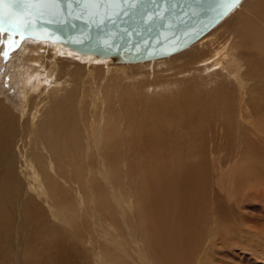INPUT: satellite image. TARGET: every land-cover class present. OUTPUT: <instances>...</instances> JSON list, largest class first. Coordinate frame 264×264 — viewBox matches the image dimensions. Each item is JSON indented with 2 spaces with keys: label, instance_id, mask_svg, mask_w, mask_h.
Masks as SVG:
<instances>
[{
  "label": "bare ground",
  "instance_id": "obj_1",
  "mask_svg": "<svg viewBox=\"0 0 264 264\" xmlns=\"http://www.w3.org/2000/svg\"><path fill=\"white\" fill-rule=\"evenodd\" d=\"M28 39L13 59L16 77H0V264H211L198 258L218 224L232 230L229 222L249 216L242 185L264 192V0H240L185 50L137 63L102 65L107 57ZM59 44L67 48L55 57ZM87 97L98 120L107 118L89 127L95 148L83 136L66 142L64 157L59 141L76 124L84 134L82 118L92 116ZM218 149V157L238 152L225 189L214 183L221 167L209 166Z\"/></svg>",
  "mask_w": 264,
  "mask_h": 264
},
{
  "label": "water",
  "instance_id": "obj_2",
  "mask_svg": "<svg viewBox=\"0 0 264 264\" xmlns=\"http://www.w3.org/2000/svg\"><path fill=\"white\" fill-rule=\"evenodd\" d=\"M240 0H0V32L137 63L172 55Z\"/></svg>",
  "mask_w": 264,
  "mask_h": 264
},
{
  "label": "rangeland",
  "instance_id": "obj_3",
  "mask_svg": "<svg viewBox=\"0 0 264 264\" xmlns=\"http://www.w3.org/2000/svg\"><path fill=\"white\" fill-rule=\"evenodd\" d=\"M28 40L32 41V39H28ZM24 41H25V39L21 40V39H18L16 37L10 36V35H8L6 33L0 32V77L6 76L7 74L10 76V78H9L10 80H12V78L16 77L13 74L14 73L13 64L15 62H17V61L13 62V59L17 58V57L20 59V56L18 55L20 50H22L23 48L27 49L28 45L25 46ZM65 48H67V47L62 46V45L59 44L58 51L56 53H54V56L55 57H59L60 56L59 54L63 53L65 51ZM229 57H230V55L228 56V59H229ZM88 58L91 59V63H94V62L97 61V59L95 57H93V56L92 57H88ZM70 61H71V64H74V65L77 64L76 61H74V59H71ZM106 62L109 65L116 64V63L112 62L109 58H106V60L103 61L102 65H104V63L107 64ZM135 66L136 67L134 68V70H137L138 68H140V65H135ZM14 68H16V67L14 66ZM59 69L61 70V73H62L61 76L63 78L65 77L64 74H68L69 73V71L66 69V65L65 64H60ZM163 70H165V68L160 69L158 71H163ZM25 72L27 73V71H25ZM26 73H25V76H27ZM183 74L189 75L191 77L193 72L190 73L187 70V71H184ZM179 75H181V74H179ZM128 79H130V78H128ZM196 80H198V79H193L191 81H187L188 82L187 85L194 86L195 83H196ZM202 80L204 81L205 79H202ZM113 81L114 82L117 81V75L115 73H114V76H113ZM20 82H21V80H19V82H18V84L20 85L19 86V92H20L19 94L21 95L22 94L21 93L22 92V88L25 87V86H23L22 83L20 84ZM97 83H92V84L97 85ZM91 85H90L91 91L92 90L96 91L97 88L93 89V87H96V86H94V85L91 86ZM212 86H214L213 81H212ZM50 87H52V85ZM50 87H45V88H50ZM97 87H99V86H97ZM214 87H221V84L219 86H214ZM126 88H127V86H125V89ZM104 89L110 90V88H104ZM190 89H191V87L190 88L183 87V90H181V91L182 92H189ZM122 90H124V89H122ZM195 91L196 90H194L193 93H195ZM2 93H5V91L3 90L2 84L0 83V95ZM109 93L111 94V91ZM136 93H137V91H135L134 94H136ZM19 94H18V96H20ZM106 97L108 98L107 95H106ZM16 98H17V100L19 99V97H16ZM89 101H90V99H89V97H87V107L90 110V114H92V116L87 114L88 118H85V117L82 118V121L84 123V128H85L84 129V134L78 129V125L76 124L77 134L74 135L73 137H71L70 134L66 132L67 136L65 137V140L64 141H59L60 145L62 147V150H63V156L64 157L66 156V151H69L70 149H72V148H70V146L66 147V142H68L69 144L73 145L75 140H79L83 136H89V139H88L87 143H90L91 148H95L93 142L91 141L92 140L91 139L92 135H90L89 127L93 126L94 130H97L98 125L104 124V120L107 117L104 116L103 118L98 120V113L97 114H93L92 113V111H91V109L89 107ZM143 104L146 107L151 106L150 104L147 103V101H144ZM56 105H57V107H59L58 103H56ZM120 107H121V105H120V103H118L116 105V108L114 109L115 112H114V115L112 116L113 118L111 119L112 120L111 121V125H110L111 127H113V123L116 121V117H117L118 113L120 112ZM66 110L67 111L71 110L73 113L76 112L74 109H68L67 107H66ZM78 113H80V112H78ZM81 114L85 115L86 113H81ZM181 120H183V119H180L178 122H180ZM100 129H102V128L100 127ZM87 131H89V133H87ZM219 150L220 149H218V151H216V154H215V156H217V158L213 159L210 162L209 166L216 165L215 166V173H216L218 167H221L222 173L224 172V176L219 178L222 175L221 174L218 178L215 177L214 178V180H215L214 183L222 182L223 183V187L225 189L226 187L234 184L232 178L230 177L229 170H230V168H232L233 166H235L237 164V161H238V158H237L238 154L237 153L238 152L236 151L234 153V150H233L229 154H225L222 157H218V156H221V154H220L221 151H219ZM116 165L117 164L115 163V167H116ZM52 166H53V164H52ZM48 172H49V174H50V176L52 178H55L54 174H53L54 171L52 170L50 165L48 166ZM107 174H109V173L107 172ZM13 182H14V188H16L17 183L14 180H13ZM82 182L83 181L81 179V182L79 184H77V185L80 186V189L83 187ZM106 184L107 185L110 184L108 176H107V179H106ZM249 184H251V185H249ZM256 185H258V184L255 183V185H254L253 181L249 182L247 185H242V186L245 187V189L242 188V190H246L247 189L246 191H243V192H246L245 193L246 196L245 195H238L237 196V198L241 196V199L246 197V203L248 205L245 203V205H246L245 208H243L241 202L239 201L240 202V208H241L240 210L242 211V213L244 215L246 213V216L249 214V216H247L248 218L246 217V221L245 220H241L242 221V223H241L240 221L238 222V219L237 220L236 219L232 220L233 223L229 222V224H228L230 226H233L232 224H234V228L232 230L231 229L230 230L229 229L225 230V228H223L222 224L226 225L227 221L220 222V224H218V227H217V231L220 230L219 233L218 232H217L218 234L214 233L213 237L203 244V246L205 245L204 247H206V248H205V251L202 249V252H204V254L203 253L200 254L201 257L198 258L199 260L203 261L204 259H207L206 262H208L210 260L211 264L212 263L213 264H264V203L262 201V200H264V192L261 189V193H258V191L260 192V190H259L260 187L256 188ZM136 187H137V183H132L131 186H130V188H136ZM255 189H258V190H255ZM239 192H241V188H240ZM251 192L256 193V195L252 196L253 193L251 194ZM105 193H104V200L105 201L106 200L111 201L112 204L114 205L115 209H117L119 206L115 202H113L115 200H112ZM225 193H227V192L225 191ZM225 193H224V195H225ZM249 193L251 194V196L249 195ZM247 197H251L250 200H248L249 203L247 202V199H248ZM252 197H253V199H252ZM133 203H134V201H132L130 198L126 197L125 193H124L123 208L128 213V215L130 217V220H134L135 221V224L133 225V227H137V226H139L138 215L132 209ZM251 205H252V207H251ZM82 207H83V203L81 204V208ZM250 216H251V218H249ZM222 219H223V217H222ZM226 220H228V219H226ZM236 224H238V226ZM110 228L112 229L111 226H110ZM124 229H126V228H124ZM223 230H224V232H223ZM214 238L217 239L214 242L215 244L210 242V244H213V245H209V241H214L215 240ZM218 239H220V240H218ZM139 242L140 243L136 244L138 247H140V245L142 246L143 243H144V241H139ZM206 244L209 245V246H207ZM209 247H210V249H207ZM206 250L209 253H206L207 252ZM211 250L213 251V253H212ZM141 258L145 259L144 256H141Z\"/></svg>",
  "mask_w": 264,
  "mask_h": 264
},
{
  "label": "snow or ice",
  "instance_id": "obj_4",
  "mask_svg": "<svg viewBox=\"0 0 264 264\" xmlns=\"http://www.w3.org/2000/svg\"><path fill=\"white\" fill-rule=\"evenodd\" d=\"M33 3H52L54 0H32Z\"/></svg>",
  "mask_w": 264,
  "mask_h": 264
}]
</instances>
